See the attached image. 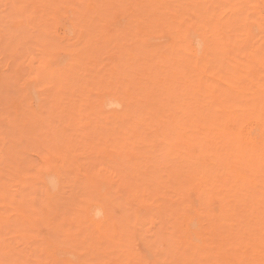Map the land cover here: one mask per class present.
<instances>
[{"label": "bare ground", "instance_id": "1", "mask_svg": "<svg viewBox=\"0 0 264 264\" xmlns=\"http://www.w3.org/2000/svg\"><path fill=\"white\" fill-rule=\"evenodd\" d=\"M58 2L86 130L0 154V264H264V0Z\"/></svg>", "mask_w": 264, "mask_h": 264}, {"label": "rangeland", "instance_id": "2", "mask_svg": "<svg viewBox=\"0 0 264 264\" xmlns=\"http://www.w3.org/2000/svg\"><path fill=\"white\" fill-rule=\"evenodd\" d=\"M58 1L0 0V154L6 156L7 149L14 148V145L18 148L25 146L26 153L22 156L33 161L34 165L49 154L48 143H52L58 125L62 131L66 128L67 135L81 134L86 130L78 124L69 125V120L66 122L71 112L69 108L64 113L51 109L56 103H53L52 95L60 84V67L69 58L67 51L60 50L62 39L71 38L72 34V17L65 7L61 13ZM62 98V106L71 101L69 95ZM85 116H88L85 121L94 120L91 114ZM31 141L32 145L27 146ZM68 156L73 162H84L88 154L79 149ZM93 160L96 169L104 165V158ZM108 161L106 159L105 164H109ZM10 162L4 157L0 166L8 168ZM38 181L37 178L31 179V183ZM160 241L158 247L164 248L165 240Z\"/></svg>", "mask_w": 264, "mask_h": 264}]
</instances>
